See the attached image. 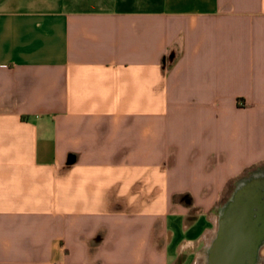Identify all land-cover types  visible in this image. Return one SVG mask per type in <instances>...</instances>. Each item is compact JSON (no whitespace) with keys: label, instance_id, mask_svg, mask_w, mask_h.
Here are the masks:
<instances>
[{"label":"crops","instance_id":"1","mask_svg":"<svg viewBox=\"0 0 264 264\" xmlns=\"http://www.w3.org/2000/svg\"><path fill=\"white\" fill-rule=\"evenodd\" d=\"M262 166L264 0H0V264H198Z\"/></svg>","mask_w":264,"mask_h":264},{"label":"water","instance_id":"2","mask_svg":"<svg viewBox=\"0 0 264 264\" xmlns=\"http://www.w3.org/2000/svg\"><path fill=\"white\" fill-rule=\"evenodd\" d=\"M264 247V171L241 181L220 208L206 264H259Z\"/></svg>","mask_w":264,"mask_h":264},{"label":"rangeland","instance_id":"3","mask_svg":"<svg viewBox=\"0 0 264 264\" xmlns=\"http://www.w3.org/2000/svg\"><path fill=\"white\" fill-rule=\"evenodd\" d=\"M257 171H264V166H262L260 170H256V171L252 172L251 174H248L247 178H249V177H251L252 175H254ZM230 198H231V197H230ZM230 198H226V199L223 201L222 205L225 204V203L228 201V199H230ZM222 205H221V207H222ZM218 219H219V210L217 211V220H218ZM217 226H218V225H217ZM216 231H217V229H215L214 234H213V238H212V239L215 238ZM263 257H264V247L262 248V250H261V254H260V258H263ZM198 264H206V260L202 259V260L199 261Z\"/></svg>","mask_w":264,"mask_h":264}]
</instances>
